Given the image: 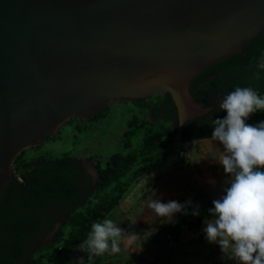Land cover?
<instances>
[{
	"label": "water",
	"instance_id": "95a60500",
	"mask_svg": "<svg viewBox=\"0 0 264 264\" xmlns=\"http://www.w3.org/2000/svg\"><path fill=\"white\" fill-rule=\"evenodd\" d=\"M262 33L264 0H0V197L17 156L70 118L155 94L171 96L187 164L178 129L212 108L191 80Z\"/></svg>",
	"mask_w": 264,
	"mask_h": 264
},
{
	"label": "trees",
	"instance_id": "16d2710c",
	"mask_svg": "<svg viewBox=\"0 0 264 264\" xmlns=\"http://www.w3.org/2000/svg\"><path fill=\"white\" fill-rule=\"evenodd\" d=\"M261 53L264 33L254 37L243 51L209 65L191 80L189 91L194 100L212 108L178 129L183 138H211L214 120L227 115L220 103L235 87L251 86L264 95V71L254 66V58ZM257 71L260 80L254 78ZM153 96L155 100H131L142 105L143 115L126 121L117 151L105 161L87 157L97 170L96 181L87 175L80 157L62 153L26 158L25 150L17 156L14 180L6 184L0 197V264H58L69 249L88 237L93 223L105 219L120 204L133 183L176 153L178 144L172 131L178 122L175 105L168 93ZM107 110L108 106L90 117H105ZM260 121H264V111L251 114L246 123ZM186 154L184 151V159ZM190 200L193 206L199 205L200 214L191 215L192 207L189 214L178 212L165 235L166 242L177 243L183 226L196 233L204 221L213 219L208 209L214 199L209 194L199 193ZM61 218L65 219L51 242L42 243L45 227L51 230Z\"/></svg>",
	"mask_w": 264,
	"mask_h": 264
},
{
	"label": "clouds",
	"instance_id": "9594fccd",
	"mask_svg": "<svg viewBox=\"0 0 264 264\" xmlns=\"http://www.w3.org/2000/svg\"><path fill=\"white\" fill-rule=\"evenodd\" d=\"M255 68L264 71V53L254 58ZM251 67V65H250ZM261 79L260 71L254 73ZM227 115L213 122L211 140L214 144L211 157L222 165L230 177L224 195L212 201L206 220L205 238L220 246L221 252L237 264H264V121L246 123L250 115L264 111V95L251 86L235 87L220 103ZM148 207L161 218L162 223L172 222L175 213L200 214L199 205L189 199L184 204L169 200L164 203L152 199ZM129 233L113 219L105 218L91 226L88 237L80 247L94 256L119 251L118 245L128 240Z\"/></svg>",
	"mask_w": 264,
	"mask_h": 264
},
{
	"label": "rangeland",
	"instance_id": "374dc122",
	"mask_svg": "<svg viewBox=\"0 0 264 264\" xmlns=\"http://www.w3.org/2000/svg\"><path fill=\"white\" fill-rule=\"evenodd\" d=\"M150 98L151 100H155V96ZM142 108V105L136 102L117 101L108 105L105 117H101V114H98L95 117L81 119L70 118L58 128L56 133L49 136V138L36 146L25 149L23 156L26 158L41 155L46 157H56L60 156L62 153H67L72 157L84 158L91 156L105 161L109 155L119 149L122 134L127 128L126 121L134 115L141 117L143 115ZM214 144H219V142L210 139H204L200 142L194 141L189 145L194 151L190 154L188 166L183 165L181 168H178L176 165L182 163V158L176 157V153H173L165 161L160 162L155 168L151 169L149 173L133 183L123 198L125 201L128 197L132 198L130 201L132 208L129 210V218L132 219V222L127 223L126 226L120 227L132 231L136 221H138L133 213L135 211H145L149 216L151 215V219L153 220V215L155 213L148 207V205L152 199H155L157 193L160 194V199L165 201L164 203H167L169 200H176L183 204L184 201L193 197L195 194L203 193L201 192V189H206L211 186V183L200 184L197 182L196 175H200L199 170L203 171V169L209 165L208 160L212 158L203 156L212 153L209 152V150L214 147ZM175 157L178 161H176ZM210 168L213 169L214 165L211 164ZM216 169L217 168L215 167L213 171ZM157 182H160V188L157 187L151 192L153 190L152 186ZM167 183L168 188L164 190V192H167L161 193V191H163L162 188ZM163 194L166 195L164 196L165 199H163ZM118 212L119 209L117 206L106 216V218L113 219L117 222L115 216ZM206 226V221H204L194 236L202 237L203 240H206L204 233V228ZM162 227H164V225H162ZM186 230V228H183L184 233H186ZM181 233L182 231L180 232V235ZM162 236L163 234H161V238ZM159 237L160 236H158L157 241L154 242H156V244L161 242V245L163 246H160V248L165 254L164 264H169L168 259H171L175 264H212L213 259L211 256L204 257V259L200 261L197 259H202L199 256L186 255V259L183 260L182 258L185 257L182 253L184 244L181 245L180 242L165 243V240L162 238V241ZM207 243L209 246L213 245V243ZM164 244H166L165 247ZM75 247L79 248L80 245ZM207 248L210 249V247ZM59 262H61V264H66L64 257L58 261V264Z\"/></svg>",
	"mask_w": 264,
	"mask_h": 264
},
{
	"label": "crops",
	"instance_id": "0c3cea01",
	"mask_svg": "<svg viewBox=\"0 0 264 264\" xmlns=\"http://www.w3.org/2000/svg\"><path fill=\"white\" fill-rule=\"evenodd\" d=\"M209 139L211 140V138ZM216 146L222 149V145L216 144ZM212 150L213 147L211 150H209V152H212ZM208 161L209 165L203 169V171L199 170L200 175H196V179L200 184L211 183V186L206 189H201V192L209 194L213 199H218L225 194L224 189L228 186V182L231 178L226 176L222 165L213 159ZM211 164L214 165V168H217L215 171H213L214 168H210ZM160 182H157L152 186L153 190L151 192H153L157 187L160 188ZM166 188H168V183L162 188L163 191H161V193H163ZM156 196L155 199L165 202L164 200L160 199L161 196L159 193H157ZM164 196L166 195L163 194V199H165ZM131 200L132 198L128 197L126 201L124 199L118 205L119 212L115 218H117V223L119 226H126L127 223L132 222V219L129 218V210L132 208L130 202ZM183 203H185V201ZM133 213L135 217H137L138 221H136L132 231L124 228L126 231H128L129 238L126 242L118 245L120 249L119 251L105 253L101 256H94L88 253L87 250H83L81 247H73L69 249L64 255V261L66 264H164L165 254L161 252V242H159L160 244H156L154 241H157L158 236H160V240L166 237L165 235L167 231L176 222V216L178 212L172 217V220L175 221L174 223H162L161 218L155 214L153 215L154 219L152 220L151 215L149 216L145 211H135ZM162 225H164V227H162ZM183 228L186 227H182V233L178 240L181 245L184 244L182 253L185 255V257L182 258L183 260L186 259V255H195L196 257L199 256L202 258H197L200 261H202L204 257L211 256L213 259L212 264H237L235 260L229 259L221 252L220 246L218 244L213 243L212 246H209L207 240H203L202 237L200 238L194 236L195 233L189 232L187 230L186 233H184ZM161 234H163L162 238ZM164 242L166 243V241ZM165 245L166 244H164V247ZM207 247H210V249ZM168 260L169 264H175L173 261H171V259Z\"/></svg>",
	"mask_w": 264,
	"mask_h": 264
},
{
	"label": "flooded vegetation",
	"instance_id": "af4514ba",
	"mask_svg": "<svg viewBox=\"0 0 264 264\" xmlns=\"http://www.w3.org/2000/svg\"><path fill=\"white\" fill-rule=\"evenodd\" d=\"M192 140H194L195 142H200V141H202V140H204L203 138H196V139H192ZM193 141V142H194ZM184 143H187L188 145H190V144H192V142H190V141H185ZM191 149H193V148H191ZM185 151V150H184ZM193 151H194V149H193ZM193 151H192V153H193ZM191 154V153H190ZM187 155V154H186ZM175 159H176V161H178L177 160V158L175 157ZM188 158L186 157V159H184V158H182L181 160H182V163L181 164H177L176 166H178V168H181L183 165H189V162L186 164L185 162H186V160H187ZM189 159H190V156H189ZM81 160H82V163H83V165H84V167H85V169H86V173H87V175L91 178V179H93L94 181H96V179H97V173H96V175H95V173H94V171H90L89 170V167L90 166H94V168H95V165L87 158V157H84V158H81ZM84 161H88L89 162V165L87 166V165H85V162ZM84 182L86 183V181H83V184H84ZM62 211V210H61ZM61 219H63V218H61ZM60 219V220H61ZM65 219V218H64ZM60 220H58V221H56L55 223H54V226H53V228L51 229V230H49L48 231V229L45 227V230L47 231V233L46 234H44L43 236H42V238H41V242L42 243H50L51 242V240L54 238V236L52 237V238H50L51 237V233H52V231H53V229H54V227H55V224L57 223V222H59ZM161 252H162V250H161ZM16 264H24L23 263V261L22 262H17Z\"/></svg>",
	"mask_w": 264,
	"mask_h": 264
},
{
	"label": "built area",
	"instance_id": "2783aa9c",
	"mask_svg": "<svg viewBox=\"0 0 264 264\" xmlns=\"http://www.w3.org/2000/svg\"><path fill=\"white\" fill-rule=\"evenodd\" d=\"M175 155H176L178 158L183 157V156H184V149L178 147V148L176 149V154H175Z\"/></svg>",
	"mask_w": 264,
	"mask_h": 264
}]
</instances>
